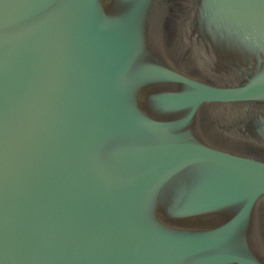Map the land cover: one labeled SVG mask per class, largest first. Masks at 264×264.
Returning <instances> with one entry per match:
<instances>
[{"label": "water", "instance_id": "water-1", "mask_svg": "<svg viewBox=\"0 0 264 264\" xmlns=\"http://www.w3.org/2000/svg\"><path fill=\"white\" fill-rule=\"evenodd\" d=\"M0 264H264V0H0Z\"/></svg>", "mask_w": 264, "mask_h": 264}]
</instances>
